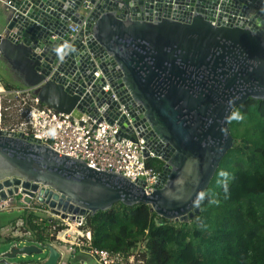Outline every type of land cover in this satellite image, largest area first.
I'll return each mask as SVG.
<instances>
[{"label": "water", "instance_id": "water-1", "mask_svg": "<svg viewBox=\"0 0 264 264\" xmlns=\"http://www.w3.org/2000/svg\"><path fill=\"white\" fill-rule=\"evenodd\" d=\"M84 1L93 11L72 42L68 22L82 26ZM3 11L0 60L12 80L33 90L43 105L79 119L88 103L102 97V82L86 93L99 68L112 87L99 108L113 93L121 98L135 126L144 124L139 132H150L165 165L147 196L145 183L60 157L33 137L0 132V198L6 201L5 190L12 196L24 181L22 187L33 192L42 186L39 201L71 220L118 203L149 206L174 222L199 215L205 192L234 147L233 112L249 99L264 101V0H14V9ZM84 36H90L87 47ZM250 83L257 90L247 93ZM238 86L247 94L225 106ZM116 106L108 102L104 108L118 116ZM49 251L45 264H58L60 253ZM42 253L34 245L12 247L0 264Z\"/></svg>", "mask_w": 264, "mask_h": 264}, {"label": "built area", "instance_id": "built-area-1", "mask_svg": "<svg viewBox=\"0 0 264 264\" xmlns=\"http://www.w3.org/2000/svg\"><path fill=\"white\" fill-rule=\"evenodd\" d=\"M0 3L4 8L14 9V0H0ZM92 11L93 6L90 2L84 1L79 13L86 19L82 26L69 20L66 35L69 41L74 42L85 29ZM89 39L90 36L83 37L81 42L83 46L87 47ZM65 44L70 46V43ZM93 76L94 79L86 93L92 94L93 88L102 82L105 83L104 86L97 88L99 96L102 95V97L99 102L88 103L79 119L72 114L58 113L43 105L31 89L8 91L4 86V79L0 77V100L1 97L6 99L9 96L21 99L23 104L20 112L25 119L20 129H3L0 104V132H13L33 137L35 141L40 142L42 146L49 147L60 157L80 160L93 170L116 174L132 184L145 183L144 191L147 196H151L159 184L161 173L155 172L148 166V163L155 159L162 160L157 154L159 148L151 142L150 132H147V129L139 132L144 124L140 128L135 126L134 117L127 105L123 104L121 98L115 93L108 98L103 108H99L106 95L112 91V87L99 68ZM108 102L111 105L117 104L118 116L112 115V111L104 108ZM128 103L131 105L130 102ZM95 109L99 111L98 114L94 113ZM8 110L9 108L6 109ZM24 183L22 181L16 187L18 192H13L12 196L8 194V189L5 190L8 198L6 201L0 198V215L3 213L7 215L26 214L34 215L36 219L32 221V228L22 219L15 225L0 228V243L10 240L12 247H18L13 242L17 239H26L31 245L41 250L53 247L60 253L58 264H64V251L66 250L71 255L69 259L77 260L79 264L148 263L147 249L143 244L128 252L96 248L93 233L88 225V217L80 216L76 220H71V215L67 214L64 218L63 213L52 212L38 199L42 186L37 192H33L31 189L22 187ZM11 189L14 190L15 187ZM19 195L22 196L21 205H16L13 201ZM45 262H26L25 264H45Z\"/></svg>", "mask_w": 264, "mask_h": 264}, {"label": "trees", "instance_id": "trees-1", "mask_svg": "<svg viewBox=\"0 0 264 264\" xmlns=\"http://www.w3.org/2000/svg\"><path fill=\"white\" fill-rule=\"evenodd\" d=\"M6 80L8 91L25 89ZM229 129L234 147L205 192L199 215L188 223L174 222L152 213L149 206L119 203L88 217L94 246L128 252L143 244L147 264H264V101L249 99L236 108ZM240 137L243 145L238 150ZM164 165L157 159L148 163L157 173ZM217 180L222 183L216 196L212 187ZM8 216L3 220L6 226L22 219L32 228L36 219Z\"/></svg>", "mask_w": 264, "mask_h": 264}, {"label": "rangeland", "instance_id": "rangeland-1", "mask_svg": "<svg viewBox=\"0 0 264 264\" xmlns=\"http://www.w3.org/2000/svg\"><path fill=\"white\" fill-rule=\"evenodd\" d=\"M5 23H6V16H5L4 11L0 5V31L4 28ZM7 72H9V71L7 70ZM7 72H6L5 63L0 60V76L5 80L8 79L11 81V76ZM6 82H7V80H6ZM0 104L2 107V124H1V127L3 129H14V130L20 129L22 126V123L25 120L24 116H22L21 112H20V110L22 108V104H23L22 100L18 99L16 97H13V96H9L6 99L1 97ZM7 108H9L8 111H6ZM242 145H243V138L240 137V140L236 143V148L238 150H241ZM161 162L163 164H165L164 161H161ZM221 183H222V181L217 180V182H215V184H213L212 190L216 196H217L219 187L221 186ZM21 199H22V196L19 195V196L14 198L13 202L16 205H21V203H20ZM17 215H19V214H17ZM1 217L3 218L2 221L4 219L6 220V219L10 218L7 214H4V213L1 214ZM13 243L20 248L25 247L26 245H31V243L26 239H17ZM11 249H12L11 244H5V243L1 242L0 243V259H1V256L3 254L10 251ZM42 250H43L42 254H35L33 256H26V257L19 256L15 259L10 260V262L12 264H21L23 262L44 263L49 258L50 251L48 248L42 249ZM60 250L64 251L61 248H60ZM70 256L71 255H70L68 250L64 251V257H65V260L63 261L64 264H79V262L77 260H72L71 258L69 259ZM92 264H97V263L93 262Z\"/></svg>", "mask_w": 264, "mask_h": 264}, {"label": "bare ground", "instance_id": "bare-ground-1", "mask_svg": "<svg viewBox=\"0 0 264 264\" xmlns=\"http://www.w3.org/2000/svg\"><path fill=\"white\" fill-rule=\"evenodd\" d=\"M252 83V82H251ZM249 84L246 86L245 90H247L248 92L247 93H251L252 90H257V88H255L254 86H252V84ZM254 88V89H253ZM244 90V88H241L240 86H238L236 88V91L235 90H232L231 93H230V96H227L226 98L228 100H226L225 102H223V104L225 106H228L230 103L232 102H237L239 100H241L243 97V95L247 94L246 91ZM241 93V94H240ZM217 102V101H216ZM215 102V104L213 105H216L217 103Z\"/></svg>", "mask_w": 264, "mask_h": 264}, {"label": "crops", "instance_id": "crops-1", "mask_svg": "<svg viewBox=\"0 0 264 264\" xmlns=\"http://www.w3.org/2000/svg\"><path fill=\"white\" fill-rule=\"evenodd\" d=\"M1 5V8L2 9H4V6L2 5V4H0ZM7 72V71H6ZM8 74H9V72H7ZM11 79H12V77H11ZM12 82H15L14 80H12ZM2 227H6V224H4L3 223V221L1 220V218H0V228H2Z\"/></svg>", "mask_w": 264, "mask_h": 264}, {"label": "flooded vegetation", "instance_id": "flooded-vegetation-1", "mask_svg": "<svg viewBox=\"0 0 264 264\" xmlns=\"http://www.w3.org/2000/svg\"><path fill=\"white\" fill-rule=\"evenodd\" d=\"M161 151V150H160ZM162 152V151H161ZM161 161H163V160H161ZM1 220H2V217H1Z\"/></svg>", "mask_w": 264, "mask_h": 264}]
</instances>
